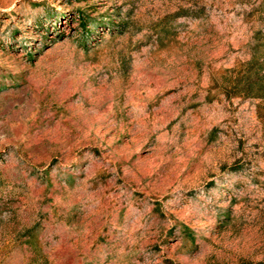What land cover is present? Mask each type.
Segmentation results:
<instances>
[{
    "label": "rangeland",
    "instance_id": "1",
    "mask_svg": "<svg viewBox=\"0 0 264 264\" xmlns=\"http://www.w3.org/2000/svg\"><path fill=\"white\" fill-rule=\"evenodd\" d=\"M0 264H264V0H0Z\"/></svg>",
    "mask_w": 264,
    "mask_h": 264
}]
</instances>
